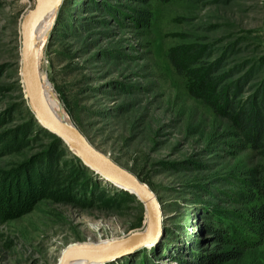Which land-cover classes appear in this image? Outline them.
Returning a JSON list of instances; mask_svg holds the SVG:
<instances>
[{
  "label": "rangeland",
  "instance_id": "obj_1",
  "mask_svg": "<svg viewBox=\"0 0 264 264\" xmlns=\"http://www.w3.org/2000/svg\"><path fill=\"white\" fill-rule=\"evenodd\" d=\"M33 5L0 0V264H57L69 244L149 231L142 201L59 144L30 110L20 49ZM53 15L37 51L41 81L161 209L147 243L98 264H264V240L246 223L264 203V126L254 145L229 110L193 96L173 64L193 76L203 60L188 65L190 47L206 46L208 63L229 46L227 66L239 70L226 82L244 79L228 99L251 96L264 80V0H61ZM232 231L243 247L215 239Z\"/></svg>",
  "mask_w": 264,
  "mask_h": 264
},
{
  "label": "water",
  "instance_id": "obj_2",
  "mask_svg": "<svg viewBox=\"0 0 264 264\" xmlns=\"http://www.w3.org/2000/svg\"><path fill=\"white\" fill-rule=\"evenodd\" d=\"M47 1L34 0L33 7L27 12L21 25L20 76L28 106L34 117L38 119L39 125L56 135L59 143H64L69 149L73 148L76 155L94 168L100 176L136 195L144 204L150 218L147 223L149 230L147 233L137 232L125 238L97 243H72L62 250L57 263L71 264L75 256L81 255L82 262L79 264H98L147 243L160 227L161 209L156 196L145 183L98 151L76 128H67L60 124L45 106L38 59L33 52V37L36 23Z\"/></svg>",
  "mask_w": 264,
  "mask_h": 264
},
{
  "label": "trees",
  "instance_id": "obj_3",
  "mask_svg": "<svg viewBox=\"0 0 264 264\" xmlns=\"http://www.w3.org/2000/svg\"><path fill=\"white\" fill-rule=\"evenodd\" d=\"M132 17L138 23H146L148 13L145 11H137L134 9V15ZM229 51V46L225 51L216 59L206 63V59L209 57V51L206 46L193 45L187 52L186 60L190 61L188 65L194 67V63L199 58L203 60L201 66H195L196 71L186 74L177 63H173L176 67L178 74L189 77L190 79V93L195 97H203L206 103L212 104L218 108L217 112L230 111V118L235 122V125L241 130V133L245 135L248 141H252L254 145H257L258 139L261 137V129L264 126V80L260 83L255 92L243 98L242 100H235L236 94L239 92L242 85V79L238 78L235 84L232 82H226L232 76L238 74V65L232 67L227 66L226 52ZM232 54V52H230ZM254 73V72H253ZM251 75L249 72L248 76ZM233 92V93H232ZM232 93L233 99H228V95ZM222 102V104H220ZM222 109V110H220ZM39 127H41L39 125ZM43 128V127H42ZM55 138V137H54ZM56 141V139H55ZM57 142V141H56ZM60 144V143H59ZM64 145V144H62ZM66 148L67 146L64 145ZM250 184L252 179H249ZM250 222H246L250 228V232L256 234L258 239L264 240V203L252 212ZM244 235V232L242 233ZM234 235V236H233ZM215 239L222 244L238 245L243 247L244 237L238 231H232V233H219L215 236ZM233 256L236 252H230ZM219 258L223 257V254L217 255Z\"/></svg>",
  "mask_w": 264,
  "mask_h": 264
},
{
  "label": "bare ground",
  "instance_id": "obj_4",
  "mask_svg": "<svg viewBox=\"0 0 264 264\" xmlns=\"http://www.w3.org/2000/svg\"><path fill=\"white\" fill-rule=\"evenodd\" d=\"M60 1L61 0H48L40 13L33 37V52L36 59L38 55V47L45 41V33L47 32L50 23L52 22V18L54 16L53 14L56 11V8L59 5ZM41 91L45 106L47 107L50 114L64 127L74 129L75 127L70 121L67 113L61 107L59 102L53 97L49 85L42 82ZM35 119L38 120L37 118ZM70 150L76 154V151L73 148H70ZM149 219V215L148 213H146L147 223ZM81 259V255L75 256L71 261V264H79L80 262H82Z\"/></svg>",
  "mask_w": 264,
  "mask_h": 264
}]
</instances>
